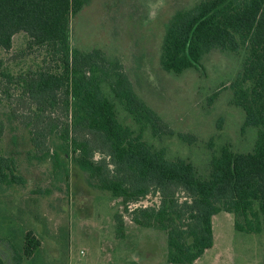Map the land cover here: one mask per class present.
<instances>
[{"label": "trees", "instance_id": "trees-1", "mask_svg": "<svg viewBox=\"0 0 264 264\" xmlns=\"http://www.w3.org/2000/svg\"><path fill=\"white\" fill-rule=\"evenodd\" d=\"M93 1L0 0V50L10 53L24 35L22 55L38 50L43 57L35 70L30 65L2 75L34 99L38 117L48 108L64 109L63 122L51 121L45 135L32 123L33 144L38 148L59 129L67 156L71 150L91 185L120 199L136 225L166 233L169 264H194L212 249L213 218L222 212L235 216L238 232L264 233V0H201L176 11L166 25L160 66L169 74L204 73L203 60L216 51L242 58L231 104L244 115L242 130H254L255 144L248 153L223 145L204 175L189 159L171 157L164 143L177 138L191 145L193 136L173 131L101 50L72 46V20ZM5 130L0 119V143ZM75 133L85 136L79 140ZM23 183L17 161L0 147V185ZM149 195L159 203L130 208ZM117 218L123 225L122 215ZM39 247L28 232L25 256Z\"/></svg>", "mask_w": 264, "mask_h": 264}, {"label": "rangeland", "instance_id": "rangeland-1", "mask_svg": "<svg viewBox=\"0 0 264 264\" xmlns=\"http://www.w3.org/2000/svg\"><path fill=\"white\" fill-rule=\"evenodd\" d=\"M200 1L94 0L73 18L71 40L77 49H98L117 62L136 94L173 131L195 138L191 145L177 138L164 143L171 157L189 159L204 175L213 152L223 145L251 152L256 135L252 129L242 130L244 115L231 104L241 57L213 52L203 60L204 73L175 76L161 69L168 21L176 11ZM25 46L20 35L13 51L0 50V119L6 125L0 147L3 155L17 161L24 179L22 185H0V264H169L166 233L136 225L120 199L91 185L71 150L67 156L59 129L41 139L38 148L33 144L32 123L45 135L51 121L63 122L64 109L48 108L38 117L34 99L2 75L21 74L30 65L35 70L41 63L38 50L22 55ZM73 136L81 140L85 135ZM102 156L96 153L95 159ZM158 203L149 195L141 205ZM213 230V248L194 264H263L264 233L238 232L235 216L226 212L213 218ZM28 232L40 242L32 257L24 253Z\"/></svg>", "mask_w": 264, "mask_h": 264}, {"label": "built area", "instance_id": "built-area-1", "mask_svg": "<svg viewBox=\"0 0 264 264\" xmlns=\"http://www.w3.org/2000/svg\"><path fill=\"white\" fill-rule=\"evenodd\" d=\"M141 204H142V202H140V203H138V204L131 205L130 207H131V209H133V208H137V207L142 206ZM132 206H134V207H132ZM144 207H145V206H144Z\"/></svg>", "mask_w": 264, "mask_h": 264}]
</instances>
